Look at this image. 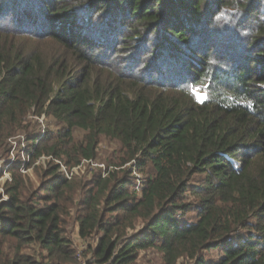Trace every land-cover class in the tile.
Masks as SVG:
<instances>
[{
	"label": "trees",
	"instance_id": "16d2710c",
	"mask_svg": "<svg viewBox=\"0 0 264 264\" xmlns=\"http://www.w3.org/2000/svg\"><path fill=\"white\" fill-rule=\"evenodd\" d=\"M32 109L62 127L30 138L26 168L52 159L37 190L12 168L0 264H39L18 254L30 244L72 264L62 217L75 197L94 264L149 248L160 264H264V0H0L1 151ZM101 135L119 142L118 169L58 172L54 159L93 160ZM127 163L144 175L138 196Z\"/></svg>",
	"mask_w": 264,
	"mask_h": 264
},
{
	"label": "rangeland",
	"instance_id": "374dc122",
	"mask_svg": "<svg viewBox=\"0 0 264 264\" xmlns=\"http://www.w3.org/2000/svg\"><path fill=\"white\" fill-rule=\"evenodd\" d=\"M48 48L50 47L46 45L45 49L48 50ZM251 74L253 75V72H251ZM197 96L202 99L204 94L203 92H199L197 93ZM26 122L29 124L27 129L28 131H18L11 137L7 138L4 151L0 150V202L7 200L4 187L7 182H10L12 177V168L15 166H17V173L23 176V180L26 185L25 194L37 190L41 182H44L48 179L47 177L43 176V169L46 168V163L51 159V157L42 156L37 159L30 167L26 168V163L29 161L27 157V151L31 147L30 138L32 136L37 137V142L38 139L42 135L46 134L47 131H51L53 134H55L56 131L62 127V124L58 123L50 116L41 115L38 117L34 115V109L30 110V112L27 114ZM81 136V132L75 133L76 139L81 138ZM119 148V142L116 139L101 135L99 137L96 157L93 160H82L80 164L72 167L65 165L64 161L61 159H54V163L59 164L58 172L62 173L64 176H76L81 178L82 181L88 182L94 174L105 175L107 170L118 169L116 166H114L115 164L113 160H115V156L117 155ZM129 166L133 170L131 173L132 184L130 185L129 190L131 192H135V195L138 196L142 182L144 180V175L135 172L134 163H127L123 167ZM187 198V200L193 201L191 196H188ZM79 199V197L74 198L72 203L73 205H68L69 208L62 217V220H64V229L66 231L67 237L71 241V248L73 250L72 264H94L92 262L93 259L91 251L88 249V241L86 242L81 240L77 236L78 223L76 222L75 217L80 211L78 206ZM195 210L196 209L194 207H191L185 214L177 212V214H179L177 218L181 222H191L195 218ZM135 228V230L129 231V233L134 234L139 230L142 231L143 226L140 224V222H138L136 223ZM1 252L3 256H9L10 258L15 253V246L10 243H5L2 246ZM220 253V249H215V251H207L203 254L206 259H215L220 256ZM18 254L33 256L37 258L39 264H51L47 259L45 252L35 244L22 246ZM161 262V254L155 248H149L145 250H139L137 252L135 264H160ZM178 263L190 264L182 259H180Z\"/></svg>",
	"mask_w": 264,
	"mask_h": 264
},
{
	"label": "built area",
	"instance_id": "2783aa9c",
	"mask_svg": "<svg viewBox=\"0 0 264 264\" xmlns=\"http://www.w3.org/2000/svg\"><path fill=\"white\" fill-rule=\"evenodd\" d=\"M67 177L69 178L70 176H69V175H67Z\"/></svg>",
	"mask_w": 264,
	"mask_h": 264
}]
</instances>
